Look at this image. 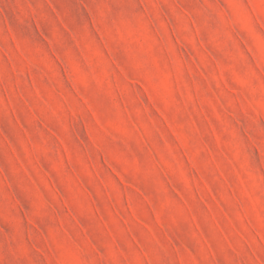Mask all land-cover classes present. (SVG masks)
<instances>
[{"label": "rangeland", "instance_id": "obj_1", "mask_svg": "<svg viewBox=\"0 0 264 264\" xmlns=\"http://www.w3.org/2000/svg\"><path fill=\"white\" fill-rule=\"evenodd\" d=\"M0 264H264V0H0Z\"/></svg>", "mask_w": 264, "mask_h": 264}]
</instances>
